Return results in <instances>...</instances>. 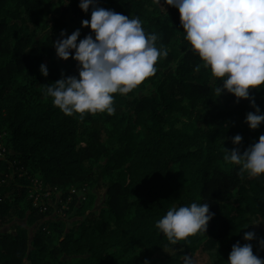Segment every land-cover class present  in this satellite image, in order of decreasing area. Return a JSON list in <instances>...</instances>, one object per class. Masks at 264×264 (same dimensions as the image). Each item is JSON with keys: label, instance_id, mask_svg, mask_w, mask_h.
Returning <instances> with one entry per match:
<instances>
[{"label": "trees", "instance_id": "obj_1", "mask_svg": "<svg viewBox=\"0 0 264 264\" xmlns=\"http://www.w3.org/2000/svg\"><path fill=\"white\" fill-rule=\"evenodd\" d=\"M49 1L52 7L45 12L58 16L55 28L69 13L80 17L84 12L81 0ZM45 2L0 0V145L5 140L6 149L0 159V264H139L157 251L167 253L159 264H184L186 256L203 264L198 257L206 252L213 253L205 264H228L237 242L250 243L264 259V174L242 176L240 165L224 160L226 148H239L242 154L258 142L264 123L253 130L246 122L247 114L256 111L250 99L238 100L225 89L219 97L215 93L219 81L187 41L178 8L166 0L160 5L97 0L105 9L122 3L130 11L123 14L139 17L168 55L136 89L114 94L113 114L85 113L81 119L78 113L64 114L45 96L46 85L79 76L78 61L59 58L49 38L37 36ZM41 64L49 70L47 77ZM250 97L264 113V89H251ZM219 101L234 109L219 111ZM175 111L180 117L172 120ZM195 115L196 125L182 124ZM200 120L204 126H197ZM222 122L228 125L222 128ZM135 126L146 129L139 144L133 141ZM237 134L243 137L239 145L233 143ZM115 170L116 178L105 186V206L66 231L55 223L58 242L48 241L47 212L34 210L27 200L31 177L40 174L59 190L79 183V189H92ZM77 198L73 195V203ZM193 202L209 203L215 215L206 232L173 245L156 222L171 207ZM27 213L28 226L42 223L32 242L28 227L17 223ZM13 222L15 231L8 230ZM246 232H254L255 238L245 240Z\"/></svg>", "mask_w": 264, "mask_h": 264}, {"label": "clouds", "instance_id": "obj_2", "mask_svg": "<svg viewBox=\"0 0 264 264\" xmlns=\"http://www.w3.org/2000/svg\"><path fill=\"white\" fill-rule=\"evenodd\" d=\"M152 3L160 5L161 0ZM166 4L178 8L187 41L220 82L215 93L219 97L227 89L238 100L250 99L256 111L247 114L246 122L251 129H258L264 123V113L250 97V90L264 89V0H166ZM90 6L91 19L82 24L90 27L95 37L89 34L79 39L81 31L77 29L71 35L62 31L64 38L54 42L59 58L78 61L79 76L61 78L45 88V96L53 98V104L64 114L78 113L81 119L85 113L113 114L114 94L136 89L157 71V61L168 55L166 48L157 46V34L146 33L139 17L100 7L97 0H81L79 4L85 12ZM71 50H75L74 55ZM41 73L49 75L45 64H41ZM242 139L237 134L233 143L239 145ZM224 160L240 165L242 176L264 174V134L242 154L239 148H226ZM214 215L209 203L173 206L156 227L175 245L206 232ZM244 238L251 241L255 233L246 232ZM260 243L264 247V239ZM184 264L196 261L186 256ZM228 264H264V259L253 253L250 243L237 242Z\"/></svg>", "mask_w": 264, "mask_h": 264}, {"label": "rangeland", "instance_id": "obj_3", "mask_svg": "<svg viewBox=\"0 0 264 264\" xmlns=\"http://www.w3.org/2000/svg\"><path fill=\"white\" fill-rule=\"evenodd\" d=\"M46 2L43 3L42 8L44 9L43 12L40 13V20L38 21V32L37 36L40 37H46L50 40L51 48H54V42L63 39L64 37L61 36L62 31L66 32L67 35H71L75 30L79 29L81 31V36L79 39H83L89 34H92L93 37H95L94 32L91 30L90 27H85L82 24V21L85 19L90 20L91 19V12L92 7L89 8L88 12H83L80 17L74 16L72 13H69L67 15V18L62 21L61 24L58 27H54V18L57 19L58 16L53 15L51 18V15H48L45 11L50 10L52 5L50 4L49 0H45ZM138 1V0H135ZM104 6V5H102ZM106 7V6H104ZM111 10L116 11L117 13H129L130 11L125 9L122 3H116L115 6L111 8ZM27 21H32V16L26 15ZM28 22V23H29ZM43 27V29H39ZM42 30H44L42 32ZM79 42V41H78ZM74 52L75 50H71ZM75 60V59H74ZM79 66V63H78ZM79 68V67H78ZM75 75V74H74ZM76 76V75H75ZM217 82V80L215 79ZM220 82H218L219 85ZM222 83V82H221ZM227 91V89H225ZM217 104L219 105V111H223L225 113L231 111L234 109V105H227L221 101H219ZM217 110V109H216ZM215 110V111H216ZM179 113L175 111L171 114L172 120H177L179 118ZM197 117L196 115L191 118H185L183 119L182 124L186 122L189 126H194L197 124ZM203 120H200L197 126H204ZM227 124V122H222L220 126L224 128ZM146 132V129L142 126H135L133 130V136L134 143L139 144L140 141L143 139V136ZM2 142L5 143V140L1 139ZM4 143L0 145V148L4 147ZM126 167V166H125ZM119 171V170H118ZM118 171H111L108 172L105 177L101 180L99 187L95 188H89L88 186H84L82 189H79L82 186L80 183L78 185L74 184L72 186H69L67 189H57L54 187H51L50 185L46 184V182L42 179V176L40 174H37L33 177H31V183L29 185V192L27 194V200L31 201L33 204V208L35 209H42L43 207L47 208V214L45 215V222H48L47 225V235H51V239L47 238L48 241H51L53 245H56L58 242V233L54 232V224L57 222H60L62 224V229L66 231L69 228H73L77 226L80 222L86 219L87 216H89L90 212H95L97 210H100L102 207L105 206V202L108 198V192L105 188L106 184L110 181L116 178V175ZM69 194L70 196L65 199V196ZM73 195H78L77 201L73 203ZM73 203V204H72ZM40 212V211H39ZM134 212H131L128 215V218H130L133 215ZM35 216V215H34ZM264 220H262L263 222ZM30 220H29V214L27 213V216L23 220H18V224L23 227H28L27 229V235L29 237V241L32 242V238L34 236L35 229L39 227L41 222L37 221L33 223V225L28 226ZM13 222L11 225L8 226V230L15 231ZM33 245L30 243V250H32ZM213 252H206L201 254L198 257L199 263H207L210 261L209 254H212ZM167 255L166 252L163 251H157L151 256H147L145 258H141V262L139 264H159L160 260L164 258ZM211 256V255H210ZM116 264H118V261H116Z\"/></svg>", "mask_w": 264, "mask_h": 264}, {"label": "built area", "instance_id": "obj_4", "mask_svg": "<svg viewBox=\"0 0 264 264\" xmlns=\"http://www.w3.org/2000/svg\"><path fill=\"white\" fill-rule=\"evenodd\" d=\"M5 154H6V149L5 148H0V159H4L5 158ZM47 211V208L43 207L42 209H40V212L44 213Z\"/></svg>", "mask_w": 264, "mask_h": 264}]
</instances>
